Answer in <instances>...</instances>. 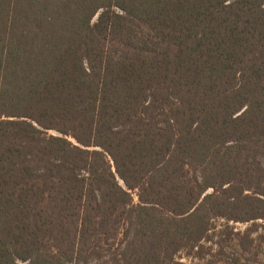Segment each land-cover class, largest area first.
Masks as SVG:
<instances>
[{"label": "trees", "instance_id": "16d2710c", "mask_svg": "<svg viewBox=\"0 0 264 264\" xmlns=\"http://www.w3.org/2000/svg\"><path fill=\"white\" fill-rule=\"evenodd\" d=\"M187 261L264 264V0H0V264Z\"/></svg>", "mask_w": 264, "mask_h": 264}, {"label": "rangeland", "instance_id": "374dc122", "mask_svg": "<svg viewBox=\"0 0 264 264\" xmlns=\"http://www.w3.org/2000/svg\"><path fill=\"white\" fill-rule=\"evenodd\" d=\"M222 224H223V221L218 220L217 225L221 226ZM231 225L234 226L238 230L243 229L246 226L245 224H242V223H231ZM186 264H188V261L186 262ZM195 264H197V263H195ZM198 264H204V263H198ZM216 264H225V263L220 262V263H216Z\"/></svg>", "mask_w": 264, "mask_h": 264}]
</instances>
